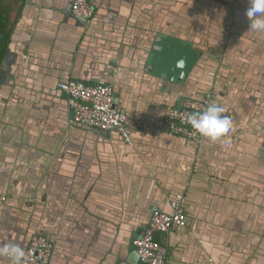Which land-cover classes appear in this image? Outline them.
Returning a JSON list of instances; mask_svg holds the SVG:
<instances>
[{
    "label": "crops",
    "instance_id": "crops-1",
    "mask_svg": "<svg viewBox=\"0 0 264 264\" xmlns=\"http://www.w3.org/2000/svg\"><path fill=\"white\" fill-rule=\"evenodd\" d=\"M92 1L86 26L72 0H0V247L43 233L51 264H137L133 237L183 193L188 225L156 234L167 264H264V32L249 0ZM159 33L201 53L184 84L152 73ZM72 78L113 85L144 123L131 143L76 124L57 85ZM211 89L227 136L171 134L168 107Z\"/></svg>",
    "mask_w": 264,
    "mask_h": 264
},
{
    "label": "built area",
    "instance_id": "built-area-1",
    "mask_svg": "<svg viewBox=\"0 0 264 264\" xmlns=\"http://www.w3.org/2000/svg\"><path fill=\"white\" fill-rule=\"evenodd\" d=\"M71 13L74 17L90 21L95 14V7L87 0H74ZM59 88L68 94V104L74 113V120L103 131L116 130L126 142H131L129 128H144L141 120H135L115 105L114 87L100 81L87 83L77 80L60 82ZM215 103L212 92H207L203 99L185 98L180 107H173L166 112L165 123L168 131L199 145L203 138L190 124L187 116L199 112L209 104ZM3 200L6 198L3 196ZM184 195H178L171 202L172 212L155 211L148 226L134 240V245L144 264H167L168 250L156 240V234L168 232L174 227L187 224V212ZM55 243L43 233L32 236L25 251L22 264H50Z\"/></svg>",
    "mask_w": 264,
    "mask_h": 264
},
{
    "label": "water",
    "instance_id": "water-1",
    "mask_svg": "<svg viewBox=\"0 0 264 264\" xmlns=\"http://www.w3.org/2000/svg\"><path fill=\"white\" fill-rule=\"evenodd\" d=\"M73 1L74 0H72V3H73ZM87 1H89L95 7L94 2L92 0H87ZM71 8H72V4H71ZM71 8H70V11H71ZM94 16H95V14H94ZM94 16L92 17V19L90 21L78 19L76 17L75 18L80 20V21H82L86 26H89L93 22ZM200 56H201V53L193 46L192 42H190L188 40H184V39L178 38V37H175V36H171V35H168V34H165V33H159L157 35V37H156L154 46L152 48V52H151L150 57H149V66L152 69V73H154V75H156V76H158L160 78L166 79V80H170L172 82H176V83H179V84H184L186 82L189 74L191 73L192 69L195 67L197 62L200 60ZM67 80H69V79L61 80V81L58 82L57 85H59L60 82H66ZM71 80H74V79L72 78ZM75 80H77V79H75ZM77 81H82V80H77ZM100 81L107 82L105 80H98V81H96L94 83H98ZM107 83H109V82H107ZM58 88H59V86H58ZM205 94L201 95V96H188V95H185V96L180 98V104L179 105L170 106V107H168V109H171L173 107H180L182 105V102H183V100L185 98L203 99ZM66 95L68 97V94H66ZM114 95H115V90H114ZM115 105L117 107H119L118 104H117V101H116V96H115ZM122 111L124 113H127L123 109H122ZM72 115H73V120H74V113L73 112H72ZM128 115H130V114H128ZM130 116H132V115H130ZM132 117L135 120H141V119H138V118H136L134 116H132ZM76 124H78L79 126H84L86 128H90V129H97V128H94L92 126L81 124V123H78V122H76ZM129 129H128V135L130 137ZM130 141L132 142V138L131 137H130ZM131 142H128V143H131ZM193 144H195V143H193ZM178 195H184V194L183 193H176V194H174L173 196L170 197V199H169V205L171 207L170 210H159V211L172 212L173 210H172L171 202L174 199H176L178 197ZM184 197H185V195H184ZM184 205H185V209H186V212H187L186 197H185V200H184ZM156 211H158V210H156ZM187 225H188V214H187V224L185 226H183V227H186ZM147 226H145V227H147ZM141 232L142 231H139L133 237V241L137 237L140 236ZM36 234H38V233H36ZM46 237L50 241L54 242L48 236H46ZM55 247H56V245H55ZM132 248H133V252L131 254L130 261H132L133 263H137V264H144L141 261L140 256H139L134 244L132 245ZM26 249H27V246H26L24 252L26 251ZM54 252H55V248H54V251H53V255H54ZM53 255H52V257H53ZM51 263H52V258H51L50 264Z\"/></svg>",
    "mask_w": 264,
    "mask_h": 264
},
{
    "label": "clouds",
    "instance_id": "clouds-1",
    "mask_svg": "<svg viewBox=\"0 0 264 264\" xmlns=\"http://www.w3.org/2000/svg\"><path fill=\"white\" fill-rule=\"evenodd\" d=\"M245 16L250 30L264 32V0H249ZM227 111L223 105L211 103L199 112L190 113L185 122L200 136L216 141L231 131L232 119L224 115ZM0 256L9 258L12 264H22L25 252L15 243H5L0 247Z\"/></svg>",
    "mask_w": 264,
    "mask_h": 264
},
{
    "label": "flooded vegetation",
    "instance_id": "flooded-vegetation-1",
    "mask_svg": "<svg viewBox=\"0 0 264 264\" xmlns=\"http://www.w3.org/2000/svg\"><path fill=\"white\" fill-rule=\"evenodd\" d=\"M210 92H212V94H213V97H214V99H215V103H216V95H215V92H214V90H210Z\"/></svg>",
    "mask_w": 264,
    "mask_h": 264
}]
</instances>
